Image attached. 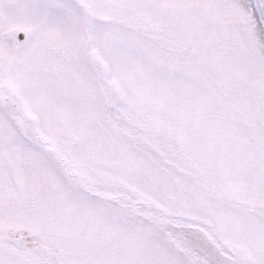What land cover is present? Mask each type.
Here are the masks:
<instances>
[{"label": "snow or ice", "instance_id": "6c2138e0", "mask_svg": "<svg viewBox=\"0 0 264 264\" xmlns=\"http://www.w3.org/2000/svg\"><path fill=\"white\" fill-rule=\"evenodd\" d=\"M0 264H264V0H0Z\"/></svg>", "mask_w": 264, "mask_h": 264}]
</instances>
